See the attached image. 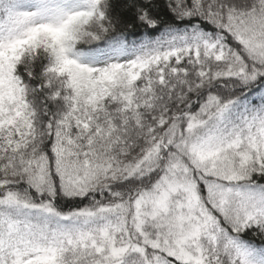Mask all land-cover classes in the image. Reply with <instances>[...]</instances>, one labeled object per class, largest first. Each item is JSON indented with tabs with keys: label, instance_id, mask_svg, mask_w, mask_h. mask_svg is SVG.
I'll return each mask as SVG.
<instances>
[{
	"label": "snow or ice",
	"instance_id": "obj_1",
	"mask_svg": "<svg viewBox=\"0 0 264 264\" xmlns=\"http://www.w3.org/2000/svg\"><path fill=\"white\" fill-rule=\"evenodd\" d=\"M0 264H264V0H0Z\"/></svg>",
	"mask_w": 264,
	"mask_h": 264
}]
</instances>
